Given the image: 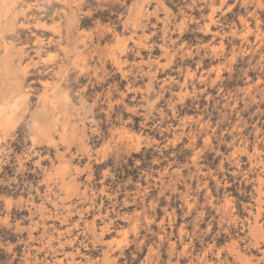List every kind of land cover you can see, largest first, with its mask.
Here are the masks:
<instances>
[{
    "label": "rangeland",
    "instance_id": "rangeland-1",
    "mask_svg": "<svg viewBox=\"0 0 264 264\" xmlns=\"http://www.w3.org/2000/svg\"><path fill=\"white\" fill-rule=\"evenodd\" d=\"M0 264H264V0H0Z\"/></svg>",
    "mask_w": 264,
    "mask_h": 264
},
{
    "label": "trees",
    "instance_id": "trees-1",
    "mask_svg": "<svg viewBox=\"0 0 264 264\" xmlns=\"http://www.w3.org/2000/svg\"><path fill=\"white\" fill-rule=\"evenodd\" d=\"M138 127H139V124H138V126H137L136 129H138ZM145 151H146V150H144L143 153H144ZM140 156H142V155H137V156H135V158H139Z\"/></svg>",
    "mask_w": 264,
    "mask_h": 264
},
{
    "label": "bare ground",
    "instance_id": "bare-ground-1",
    "mask_svg": "<svg viewBox=\"0 0 264 264\" xmlns=\"http://www.w3.org/2000/svg\"><path fill=\"white\" fill-rule=\"evenodd\" d=\"M2 115V114H1Z\"/></svg>",
    "mask_w": 264,
    "mask_h": 264
}]
</instances>
